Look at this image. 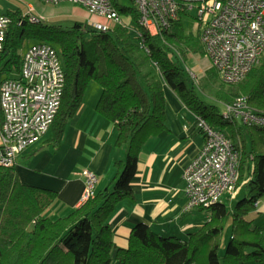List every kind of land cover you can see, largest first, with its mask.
<instances>
[{
  "label": "trees",
  "instance_id": "trees-1",
  "mask_svg": "<svg viewBox=\"0 0 264 264\" xmlns=\"http://www.w3.org/2000/svg\"><path fill=\"white\" fill-rule=\"evenodd\" d=\"M113 3L123 21L113 22L107 29L79 20L67 26L46 19L30 22L20 10L7 12L11 23L0 53V65L4 62L0 84L5 78L2 70L9 73L14 65L20 71L22 54L18 47L22 41L29 37L43 39L58 51L65 72L50 139L59 141L87 85L95 81L102 87L96 111L115 124L116 142L126 144L127 154L124 160L115 161L110 185L54 218L47 214L54 192L20 182L14 163L0 164V264H111L109 217L121 198L133 196L131 180L141 144L165 126L164 83L210 125L223 132L226 126L230 128L227 135L240 151L237 186H244L247 194L231 211L232 232L223 256L219 245L229 211L218 200L209 207L198 206L209 208L210 217L186 240L159 234L143 222L135 224L127 247L117 248L115 259L120 264H248V260L264 264L262 228L252 227L244 218L255 201L264 196V127L246 124L244 130L237 119L224 118L218 105L207 101L196 89V83L201 87L199 77L186 63L192 37L182 26V17L187 13L184 1H179L178 16L170 25L161 26L155 33L139 23L140 12L134 0L129 4L120 0ZM235 83L231 97L224 101L230 103L243 94L251 108L264 112V57Z\"/></svg>",
  "mask_w": 264,
  "mask_h": 264
},
{
  "label": "built area",
  "instance_id": "built-area-1",
  "mask_svg": "<svg viewBox=\"0 0 264 264\" xmlns=\"http://www.w3.org/2000/svg\"><path fill=\"white\" fill-rule=\"evenodd\" d=\"M45 4H78L88 12L122 22L113 0H41ZM139 8V23L151 33L167 28L178 16L180 0H134ZM186 11L196 4L201 24L200 40L211 65L223 83L242 80L264 57V0H181ZM24 19L38 21L30 10ZM11 16L0 10V53L3 50ZM107 29L104 21H89ZM140 35V32H137ZM65 86V72L56 48L47 42L31 43L22 54L20 73L5 77L0 84V164L9 166L26 146L38 141L51 126L59 109ZM264 93V86H263ZM246 95L225 104L224 118L241 119L247 125L264 127V112L248 104ZM195 124L204 133L198 152L183 170L186 209L209 207L224 193L237 187L240 151L229 136L195 114ZM84 202L96 193L97 174L83 169ZM260 198L255 206L260 204Z\"/></svg>",
  "mask_w": 264,
  "mask_h": 264
},
{
  "label": "crops",
  "instance_id": "crops-1",
  "mask_svg": "<svg viewBox=\"0 0 264 264\" xmlns=\"http://www.w3.org/2000/svg\"><path fill=\"white\" fill-rule=\"evenodd\" d=\"M33 3L35 5L31 3L30 7L50 22L68 18L84 21L73 14L75 4L51 5L41 0ZM197 55V51L190 50L186 63L202 78L205 64ZM204 55L217 74L205 52ZM91 86L90 97L84 91L82 101L67 120L59 141L50 139V126L38 141L26 146L15 157L13 168L20 182L54 192V202L47 210L53 218L67 214L81 203L83 169H91L97 174V192L110 185L116 171L115 161L124 160L127 154L126 144L116 142L115 124L96 111L102 87L99 84ZM162 87L165 126L141 144L136 173L131 180L133 196L121 198L109 217L113 241L111 264H120L115 259L116 249L127 247L131 228L137 223H146L159 234L186 240L190 232L210 217L208 208H185L183 170L203 144L204 133L196 127L195 113L176 92L165 83ZM260 200L256 207L264 211V198L260 197ZM224 242L221 235L219 251Z\"/></svg>",
  "mask_w": 264,
  "mask_h": 264
},
{
  "label": "rangeland",
  "instance_id": "rangeland-1",
  "mask_svg": "<svg viewBox=\"0 0 264 264\" xmlns=\"http://www.w3.org/2000/svg\"><path fill=\"white\" fill-rule=\"evenodd\" d=\"M123 4H129L131 2V0H120ZM34 0H0V10L7 12V11H13V10H20V12L22 14L26 13L29 11L30 9V5L31 3L35 5V3H33ZM76 7L74 8V15L78 16L77 18H81L82 20L85 21V23H89V21H105L106 24L110 25L113 23V21L109 20V19H105L102 16L93 14L91 12H88L84 7L75 4ZM33 10V11H32ZM32 11V12H31ZM31 14H33V16H40L41 14L39 13V11L35 10L34 7L32 6V9L30 10ZM80 16V17H79ZM41 19H46L45 16H42ZM48 21V20H47ZM32 22V21H30ZM74 22V19H61L60 21H58L57 23L62 24L64 26L67 25H71ZM90 24V23H89ZM182 26H183V30L187 33H190L191 37H192V50L197 51V53L199 55L198 58L200 59V61L202 60L203 64H205V74L204 77L199 78L200 80V86L203 87V89L201 87L198 86V83H196V89L198 90V92L204 97L206 98L207 101L218 105V107L221 109V113L223 112V110L225 109V104L227 103V99H229L231 97L230 92L233 90V88L235 86H233L236 83H223L220 81V79L217 77V74L215 73L214 69L211 68L210 64L207 63V57L204 55L205 49L203 46V43L200 40V32H201V24H199V21L197 19V15H196V4L194 6H192L191 9H189L187 11L186 14L183 15L182 17ZM43 39L39 38V37H29L27 39H24L22 41V44L18 47V52L20 54H23V52L26 50V48L33 42H39L42 41ZM204 50V52H203ZM4 63V62H3ZM3 63L0 65V69L3 66ZM180 63L181 65L184 67V69H186V64L183 61V59L180 58ZM187 71V69H186ZM20 71H18V69L13 65L11 67V70L9 71V73L6 70H2L1 72V76L2 77H6V76H17L19 75ZM194 77L195 74H192ZM196 82V81H195ZM96 83V82H95ZM94 82H91L88 86V89L85 91L86 96L90 97V93H91V85H98L95 84ZM99 98V97H98ZM98 100V99H97ZM226 100V101H224ZM238 125H241L242 127H244V130L246 129V124L241 121V119H239L237 121ZM226 129H224L225 133L228 134L230 133V128L228 126L225 127ZM51 131V128L49 129V132ZM246 141L247 144H249L250 139L248 134H246ZM247 169V165L246 168ZM247 194V189L244 186H237L236 189L233 191L232 194H228V193H224L221 198L220 201L224 202L227 209H228V214L226 215V217L223 220V228H222V239L225 238V242L223 247H221L219 253L220 256H223L225 248L227 246V243L229 241V236L232 232V210L235 207V203L237 200L244 198ZM264 198V196H263ZM206 208L200 209V210H205ZM209 209V208H208ZM206 213V211H205ZM246 220L250 221V223L252 224V227H254V225L259 226L262 228V233L264 236V211H260L258 207L253 206L246 214L244 217ZM248 264H257L254 260L250 261L248 260Z\"/></svg>",
  "mask_w": 264,
  "mask_h": 264
}]
</instances>
